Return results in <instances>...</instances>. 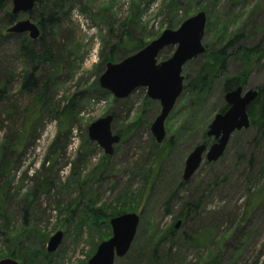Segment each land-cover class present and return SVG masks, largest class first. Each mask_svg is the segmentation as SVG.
<instances>
[{
	"label": "rangeland",
	"instance_id": "rangeland-1",
	"mask_svg": "<svg viewBox=\"0 0 264 264\" xmlns=\"http://www.w3.org/2000/svg\"><path fill=\"white\" fill-rule=\"evenodd\" d=\"M200 11L206 14L201 41L205 52L216 51L223 45L221 38L236 31L243 33L246 46H264V0H75L55 43L62 58L36 63V84L29 91H20V85L34 64L22 59L14 44L0 47V73L12 75L0 105V198L5 195L4 217L0 205V260L86 264L110 238L109 220L135 213L139 224L134 239L114 264H209L213 256L218 257L215 264H262L264 199L257 197L264 175L257 171L264 165V131L231 135L218 161L203 160L189 180L181 178L186 157L201 144L224 103L221 82L202 104L181 94L165 120L161 144L150 131L160 106L146 96L145 88L115 100L98 86L105 65L126 58L117 59L118 53L115 61H104L120 34L127 32L145 47ZM27 17L22 14L20 20ZM127 22V28H120ZM174 50L169 47L157 62L169 59ZM203 62L201 55L182 67L183 86ZM240 70V61L231 54L227 75ZM263 84L264 65H258L243 88ZM71 98L72 118L59 125L55 112ZM106 115L114 116V134L131 127L103 165V150L88 140L87 128ZM117 204L125 206L124 212L110 216V208L120 209ZM58 231L63 234L61 244L46 257L47 241ZM194 237L199 246L191 244Z\"/></svg>",
	"mask_w": 264,
	"mask_h": 264
},
{
	"label": "water",
	"instance_id": "water-1",
	"mask_svg": "<svg viewBox=\"0 0 264 264\" xmlns=\"http://www.w3.org/2000/svg\"><path fill=\"white\" fill-rule=\"evenodd\" d=\"M35 2L36 0H11V14L28 15ZM205 26L206 14L200 11L183 21L176 30L163 31L155 40L119 63H107L98 79L99 88L109 92L115 100L126 99L135 90L145 88L146 96L159 103V114L150 126L156 144L163 142L165 120L183 92L182 67L205 53V47L201 43ZM6 33L27 35L31 41L40 37V29L30 17L16 21L6 29ZM167 47H175L172 56L158 63L159 54ZM257 95V89L244 90L241 86L223 94L227 109L216 113L206 130L207 138H211L213 142L210 145L198 144L191 150L184 161L182 181L189 180L203 160L207 163L218 161L225 152L231 135L250 127L247 108ZM113 119L112 115H106L87 128L88 140L94 142L109 157L113 155V147L120 141L119 135L111 130ZM108 224L110 238L97 246L86 264H114L115 258L125 256L136 234L139 216L135 213H124L111 218ZM178 226L179 222L175 229ZM62 238L60 231L52 235L47 241L46 253H54ZM0 264L18 263L6 258L0 260Z\"/></svg>",
	"mask_w": 264,
	"mask_h": 264
},
{
	"label": "trees",
	"instance_id": "trees-1",
	"mask_svg": "<svg viewBox=\"0 0 264 264\" xmlns=\"http://www.w3.org/2000/svg\"><path fill=\"white\" fill-rule=\"evenodd\" d=\"M74 2L75 0H36L33 10L28 14V16L30 17L31 21L33 20L39 27L40 37L36 41H31L28 37L22 38V35L17 36L6 33V29L16 21L20 20L21 15L11 14V0H0V47L5 44L12 43L17 47L19 56L22 57V59L26 58L27 61L34 64L32 71L30 73L24 74L22 77L20 91H29L35 86L36 79L34 78V69L36 63H51L57 57L62 58V56L58 55L59 51L55 48V43L60 36L59 29L61 23L67 18V15L71 7L74 5ZM180 22L182 21L180 20L179 23ZM128 23L131 22L122 24L120 28L126 27ZM221 39L223 41L220 43L223 45L214 52H205L202 55L204 62L199 67L198 72L193 78L187 79V82L183 86L182 94L186 92L190 96L192 103L202 104L209 95L213 85L218 81L221 82L222 94L234 90L239 86L244 87L246 84V78L252 69L258 65H264V46L261 45L262 42H259L254 46H246L244 44L245 36L242 32L237 31L232 33L229 37L225 38V36H223ZM35 45H40L42 47L41 50H32L31 47H34ZM143 47L144 45L141 43V41L131 37V35L127 32H123L120 34L117 43L110 48V52L104 61H115V56L118 53H120V55L117 59L127 57L128 55L139 51ZM168 48H165L158 57L165 55ZM231 48L235 49V52L231 54L236 55L240 61L241 70L236 74L227 75L226 63L231 55L227 53V51ZM11 81L12 75L9 74V72L4 73L3 75L0 73V105L6 99V92L11 84ZM256 89L258 90V95L247 108V113L250 120V127L248 129H253L257 134H262L264 131V84ZM72 107L73 98L70 99V103L65 108H63L62 111L55 112V115L57 118H59V125L62 124V121L68 123L72 118ZM226 109L227 106L225 103H223L217 113H222ZM130 127L131 125L128 128L130 129ZM128 128L123 133L116 132V134L120 137L119 143L123 139L127 138L130 134V130H128ZM238 132H243V130ZM238 132H235L232 135L237 134ZM212 142L213 140L211 138H207L206 132L203 133L201 143L210 145ZM251 143L253 149H255L257 143L256 137ZM108 157L109 156L105 155L101 164H106L104 161L108 160ZM253 158L254 154L251 156V159ZM250 163L251 161L249 164ZM250 170L253 174L255 169H252L251 166ZM96 171H98V167L93 169V173ZM257 172L264 175V165L260 167ZM28 196L29 194L25 196V201H27ZM4 197L5 195L3 192L2 197L0 198L1 210H3L1 213L2 217L5 215V208L2 207L4 204ZM257 198L260 200L264 199V186L262 187ZM28 203L29 201H27V204ZM117 205L120 207L119 204ZM121 207L125 206L121 205ZM121 207L120 209L117 207L110 208V216L119 215L124 212ZM187 208L188 205H186L185 210H187ZM185 210L181 212V217L184 216ZM96 214H98V212ZM68 220L69 218H67L64 222L67 223ZM172 232L173 231L171 230L167 231L169 235H171ZM190 241L192 245L199 246L200 244L198 237L191 238ZM46 257H49V255L47 254ZM217 259V256H213L209 264H215ZM262 264H264V260Z\"/></svg>",
	"mask_w": 264,
	"mask_h": 264
}]
</instances>
